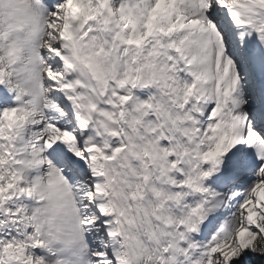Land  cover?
<instances>
[{
  "label": "clouds",
  "instance_id": "9594fccd",
  "mask_svg": "<svg viewBox=\"0 0 264 264\" xmlns=\"http://www.w3.org/2000/svg\"><path fill=\"white\" fill-rule=\"evenodd\" d=\"M221 10L231 40L264 49V3ZM194 19L187 0H0V86L11 98L0 107V264H39L37 240L45 264H97V244L116 264H186L180 234L188 244L191 233L179 221L211 202L197 185L218 191L208 181L219 167L202 154L247 103L244 78L224 74L227 48ZM56 125L73 134L65 148L79 151L82 178L50 162L41 141Z\"/></svg>",
  "mask_w": 264,
  "mask_h": 264
},
{
  "label": "snow or ice",
  "instance_id": "6c2138e0",
  "mask_svg": "<svg viewBox=\"0 0 264 264\" xmlns=\"http://www.w3.org/2000/svg\"><path fill=\"white\" fill-rule=\"evenodd\" d=\"M47 2L51 7L52 0H47ZM187 2L192 6L193 14L198 17L191 21L190 26H200L204 31L214 35L221 53L227 48L228 60L224 67V74L227 75L230 69H235L231 82L233 85L240 84V74L233 55L238 56L241 63H246L250 49L254 48L260 52H264V49H260L254 39L249 41L245 38L243 45L230 39L231 28L226 19L227 13L225 10L222 15L221 10L224 0H187ZM56 3H59V0H56ZM260 3H264V0H260ZM232 19L237 25L240 24L235 17ZM260 31L264 33V28ZM58 48L59 45L54 46L53 52L55 53ZM59 60L60 57L57 56V62ZM49 74L52 75L51 70ZM140 95L143 96V93ZM245 99L247 103L243 106L244 111L235 118L237 123L232 124L231 132L221 135L215 144L202 154L204 160L219 167V172L208 181L218 191L211 192V189L197 185L201 192L210 193L211 202H202L199 210L195 207L192 209L196 214L195 219L188 216L179 221L180 225L191 233V241L188 244L183 243L187 233L180 234L179 251L189 257L186 264H219L220 258L224 259L226 264H232V261L239 260L246 250L264 255L254 250L261 247L260 240H264V90L245 88ZM6 102L10 103L11 98L0 86V107H3ZM209 111L211 112L212 109L210 108ZM40 127H43V124ZM49 127L52 126L49 125ZM52 130L56 134L46 136L45 140L41 141V143L47 142L45 146L50 162L55 161L57 164L66 166V174L70 176L67 169H71L72 173L81 178L82 173L87 175L88 170L84 166V161L77 159L80 155L79 151L75 148L68 151L65 148L66 137L73 135L70 130L65 132L60 125H56ZM74 135L78 137L79 134ZM73 152L76 153L75 156ZM212 172L213 169L209 168L200 175L207 177L212 175ZM244 189L252 195L248 196L246 192L238 191ZM87 203L88 201L85 200V204ZM233 205L240 209L239 220L234 218L237 213ZM91 207L96 209L94 204ZM99 214L97 210V215ZM105 219L106 217L101 216V220L97 221V224H101V233L104 232L102 221ZM233 233L239 242L238 258H236V251L224 252L227 242L233 238ZM85 235L88 243L91 244L92 236ZM93 235H98V233L93 232ZM42 246V241L34 242L33 250L37 254L39 264H45L41 252ZM95 246L97 251L92 255V259L97 264H105L107 259H113L111 249L105 251L99 244ZM113 264H116L115 259H113Z\"/></svg>",
  "mask_w": 264,
  "mask_h": 264
},
{
  "label": "bare ground",
  "instance_id": "6f19581e",
  "mask_svg": "<svg viewBox=\"0 0 264 264\" xmlns=\"http://www.w3.org/2000/svg\"><path fill=\"white\" fill-rule=\"evenodd\" d=\"M237 57L238 56H235L233 59L237 64L238 73L241 74L243 72H240V65L237 63ZM244 65L246 68H251L247 71H250L248 76L251 77L254 88L257 90H264V52H260L254 48L250 49L249 58ZM258 78H262V81L258 82Z\"/></svg>",
  "mask_w": 264,
  "mask_h": 264
},
{
  "label": "rangeland",
  "instance_id": "374dc122",
  "mask_svg": "<svg viewBox=\"0 0 264 264\" xmlns=\"http://www.w3.org/2000/svg\"><path fill=\"white\" fill-rule=\"evenodd\" d=\"M243 75V77H244V82H245V85H246V89H248V90H257L256 88H253V85L251 84L253 81L251 80V78L248 76V74L246 75V74H242ZM250 253H251V251H248V250H246L241 256H240V258H239V260H241V261H243V260H245V261H248V264H252V262L249 260V258H250ZM239 260H233L232 261V264H237V262L239 261Z\"/></svg>",
  "mask_w": 264,
  "mask_h": 264
},
{
  "label": "trees",
  "instance_id": "16d2710c",
  "mask_svg": "<svg viewBox=\"0 0 264 264\" xmlns=\"http://www.w3.org/2000/svg\"><path fill=\"white\" fill-rule=\"evenodd\" d=\"M249 260L252 262V264H264V255L251 252ZM237 264H248V261L239 260Z\"/></svg>",
  "mask_w": 264,
  "mask_h": 264
}]
</instances>
